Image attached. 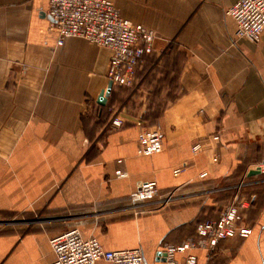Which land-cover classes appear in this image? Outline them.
<instances>
[{"label":"crops","instance_id":"1","mask_svg":"<svg viewBox=\"0 0 264 264\" xmlns=\"http://www.w3.org/2000/svg\"><path fill=\"white\" fill-rule=\"evenodd\" d=\"M110 1L157 39L133 87L113 86L102 106L112 51L58 46L50 0H0V264H52L50 241L72 229L166 264L164 243L235 198L252 201V234L194 252L198 264H264V174L250 176L264 164V33L236 39L226 13L240 0ZM140 121L161 132L160 154H137ZM150 182L159 196L139 202Z\"/></svg>","mask_w":264,"mask_h":264},{"label":"built area","instance_id":"2","mask_svg":"<svg viewBox=\"0 0 264 264\" xmlns=\"http://www.w3.org/2000/svg\"><path fill=\"white\" fill-rule=\"evenodd\" d=\"M227 16L237 24L236 39L248 38L260 43L264 33V0H240L227 10ZM48 16L50 28L59 35L58 46H64L70 38H80L112 51L108 78L113 86L131 88L146 56L154 52L156 33L141 24H135L122 17L110 0H50ZM112 124L121 127L123 121L116 117ZM140 132L137 140V154L150 157L163 151V137L159 130L138 123ZM219 140V137H215ZM201 149L196 144L194 152ZM216 161V159H215ZM257 170L264 174V164ZM182 169L174 174L178 176ZM204 173L201 177H206ZM126 173L118 172L119 178ZM159 196L155 182L139 186L136 198L139 202L153 201ZM251 200L235 198L216 219L200 222L194 234L180 244L164 243L161 253L166 254V264H198L194 254L202 251L211 255L218 246L227 240L247 239L253 229L245 224L244 211L251 207ZM56 256L52 264H97L105 261L110 264H146L141 248L106 250L95 237L85 239L79 229L54 237L50 241ZM183 255V263L177 256Z\"/></svg>","mask_w":264,"mask_h":264},{"label":"water","instance_id":"3","mask_svg":"<svg viewBox=\"0 0 264 264\" xmlns=\"http://www.w3.org/2000/svg\"><path fill=\"white\" fill-rule=\"evenodd\" d=\"M112 89H113V83L110 82L109 87H108V90H107L106 92H104V93L100 96V98H99V100H98V103H99L100 105H102V106H105V105H106V103H107V99H108V97L110 96ZM258 174H260V170H256V171L251 172V173H250V176H254V175H258ZM159 256H161V257L163 258V262H166V261H167V260H166V254H164V253H160Z\"/></svg>","mask_w":264,"mask_h":264},{"label":"rangeland","instance_id":"4","mask_svg":"<svg viewBox=\"0 0 264 264\" xmlns=\"http://www.w3.org/2000/svg\"><path fill=\"white\" fill-rule=\"evenodd\" d=\"M123 89H124V88H123ZM163 105H165V104H157V105L155 106V108L158 109V107H162ZM224 208H225V207H224ZM224 208H223V209H224ZM223 209H222V210H223ZM222 210H221V211H222ZM221 211H220V212H221Z\"/></svg>","mask_w":264,"mask_h":264},{"label":"trees","instance_id":"5","mask_svg":"<svg viewBox=\"0 0 264 264\" xmlns=\"http://www.w3.org/2000/svg\"><path fill=\"white\" fill-rule=\"evenodd\" d=\"M199 223H200V222H197V223H196V227L199 225Z\"/></svg>","mask_w":264,"mask_h":264}]
</instances>
